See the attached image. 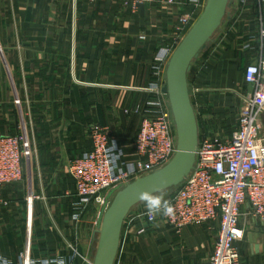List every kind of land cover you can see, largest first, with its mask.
I'll return each instance as SVG.
<instances>
[{
    "label": "crops",
    "instance_id": "1",
    "mask_svg": "<svg viewBox=\"0 0 264 264\" xmlns=\"http://www.w3.org/2000/svg\"><path fill=\"white\" fill-rule=\"evenodd\" d=\"M98 1L122 10L108 19ZM249 1L188 72V86L197 87L190 101L199 137L231 136L241 95L249 91L244 70L264 59V3ZM2 7L0 74L13 100L0 99V137L34 139L38 154L23 162L21 182L0 189V264H21L22 252L30 264H90L103 208L77 195L67 165L91 150V132L99 126L109 128L133 170L140 122L161 99L156 92L169 60L161 59L163 48L174 18L188 9L155 3L132 12L112 0H9ZM239 226L245 233L236 244L239 264H264V220L254 218L247 202ZM217 233L216 221L179 232L157 221L144 235L124 238L114 264H207Z\"/></svg>",
    "mask_w": 264,
    "mask_h": 264
},
{
    "label": "built area",
    "instance_id": "2",
    "mask_svg": "<svg viewBox=\"0 0 264 264\" xmlns=\"http://www.w3.org/2000/svg\"><path fill=\"white\" fill-rule=\"evenodd\" d=\"M134 12L143 4L157 0H112ZM263 4L264 0H256ZM206 0H160L165 7H186L174 18V32L161 59L170 58L193 22L201 14ZM264 45V22L259 30ZM243 78L249 91L241 95L238 122L226 139L202 134L198 140L192 171L164 201L158 211L148 206L132 209L125 218L120 244L128 235H144L157 221L175 232L218 222V233L207 264H239L236 244L244 239L239 226L240 209L246 202L254 218L264 220V59L245 68ZM197 88L192 89V97ZM161 96L153 115L142 119L133 142V170L126 169L122 149L110 137L108 128L91 132L92 148L67 165L78 196L109 206L114 194L135 179L165 166L176 152V136L168 100ZM35 155L30 140L23 136L0 137V189L23 180V162ZM2 205H6L4 202ZM170 210V211H169ZM102 211V212H103ZM21 264H30L23 255Z\"/></svg>",
    "mask_w": 264,
    "mask_h": 264
},
{
    "label": "water",
    "instance_id": "3",
    "mask_svg": "<svg viewBox=\"0 0 264 264\" xmlns=\"http://www.w3.org/2000/svg\"><path fill=\"white\" fill-rule=\"evenodd\" d=\"M231 4L232 0H206L201 14L171 54L166 64L161 93L169 103L176 152L165 166L135 179L114 194L109 206L101 214L97 246L90 264H114L122 225L129 212L156 194L179 186L192 171L199 134L187 75L191 64L207 49L225 19L229 18L227 9Z\"/></svg>",
    "mask_w": 264,
    "mask_h": 264
},
{
    "label": "rangeland",
    "instance_id": "4",
    "mask_svg": "<svg viewBox=\"0 0 264 264\" xmlns=\"http://www.w3.org/2000/svg\"><path fill=\"white\" fill-rule=\"evenodd\" d=\"M20 2H27V1H33V0H19ZM159 1L160 0H157V2H155L158 6H162L161 8H166L163 4H160L159 3ZM256 1V0H255ZM5 2V3H4ZM250 1L249 0H232V4H231V6L227 9V15H228V17H233L234 16V14H236V10H240L241 9V7L242 8H245V6L246 5H248V3H249ZM7 3H9V0H0V9H1V11L3 12V4H7ZM92 3H94V2H92ZM98 3H100V5H99V7L101 8V9H105V12H104V10L102 11V13H104V14H106V16L108 17V19H111V17H114V18H117L118 17V14L120 13V11L122 10L121 8H120V6H118V5H116V4H111L109 1H98ZM154 3V4H155ZM256 3H257V1H256ZM143 5H149V4H143ZM257 6H258V3L256 4ZM142 6V5H141ZM256 6V7H257ZM171 8V7H170ZM199 17V16H198ZM196 20H197V18H196ZM195 20V21H196ZM194 21V22H195ZM116 22V21H115ZM115 22H114V24H115ZM193 22V23H194ZM239 22H241V21H239ZM239 22H237V24H239ZM228 21H227V18L225 19V21L223 22V24L221 25V27H220V29L217 31V33L215 34V36H214V38H215V40L216 39H218V40H220V37H221V35H222V32H224L225 31V29L228 27ZM193 25V24H192ZM238 27V26H237ZM236 29V31H239V28H235ZM221 32V33H220ZM213 38V39H214ZM9 45V44H8ZM2 45H1V49H2ZM201 55V54H200ZM199 58V57H198ZM202 58V57H201ZM200 59V58H199ZM198 60V59H197ZM196 60V61H197ZM6 80H5V77L2 75V74H0V99L3 97V99H4V101H7V102H12V98H13V95H12V92H11V90H10V87H8V83H6L5 82ZM6 84V85H5ZM194 88H197L196 86H194L193 84H191L190 83V85L188 86V89H189V95H191L192 94V89H194ZM20 93V92H19ZM23 101V100H22ZM10 110L11 109V107H8L7 108V110ZM6 110V111H7ZM10 113V112H9ZM106 128H108V127H106ZM108 131H109V134H110V137L112 138V139H114L116 142H117V144H118V146L122 149V150H124L123 148H122V146L119 144V142L116 140V138L114 137V135H112L111 134V131L109 130V128H108ZM30 144H31V147L34 149V151H35V154H36V152H37V150H38V145H37V143L35 142V140L33 139H31L30 140ZM37 154H38V152H37ZM36 156V155H35ZM126 163V165H127V162H125ZM178 187V186H177ZM177 187H175V188H177ZM164 194H165V191L164 192H161V193H158V194H156L154 197H156L155 199L156 200H161V199H163L164 198ZM149 200V199H148ZM20 254V258H19V260H20V263H22V258H23V252L22 253H19ZM25 255V254H24ZM30 260V259H29Z\"/></svg>",
    "mask_w": 264,
    "mask_h": 264
},
{
    "label": "clouds",
    "instance_id": "5",
    "mask_svg": "<svg viewBox=\"0 0 264 264\" xmlns=\"http://www.w3.org/2000/svg\"><path fill=\"white\" fill-rule=\"evenodd\" d=\"M148 208H149V211H158V208H157V201H154V200H149L148 201ZM170 211V210H169Z\"/></svg>",
    "mask_w": 264,
    "mask_h": 264
},
{
    "label": "trees",
    "instance_id": "6",
    "mask_svg": "<svg viewBox=\"0 0 264 264\" xmlns=\"http://www.w3.org/2000/svg\"><path fill=\"white\" fill-rule=\"evenodd\" d=\"M177 188H172V189H169V190H166L165 192L167 193H169V195L172 193V192H174L175 190H176Z\"/></svg>",
    "mask_w": 264,
    "mask_h": 264
}]
</instances>
